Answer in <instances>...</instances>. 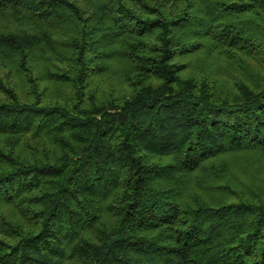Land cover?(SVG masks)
<instances>
[{"label":"trees","instance_id":"1","mask_svg":"<svg viewBox=\"0 0 264 264\" xmlns=\"http://www.w3.org/2000/svg\"><path fill=\"white\" fill-rule=\"evenodd\" d=\"M264 0H0V264H264Z\"/></svg>","mask_w":264,"mask_h":264},{"label":"rangeland","instance_id":"2","mask_svg":"<svg viewBox=\"0 0 264 264\" xmlns=\"http://www.w3.org/2000/svg\"><path fill=\"white\" fill-rule=\"evenodd\" d=\"M263 163H264V161H263ZM263 165H264V164H263ZM262 168H263L262 170H263V172H264V167H262Z\"/></svg>","mask_w":264,"mask_h":264}]
</instances>
